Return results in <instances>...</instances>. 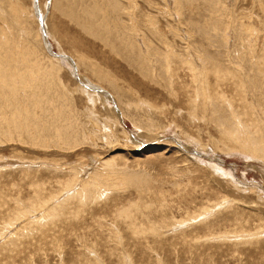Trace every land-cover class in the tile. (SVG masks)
<instances>
[{
  "label": "rangeland",
  "instance_id": "obj_1",
  "mask_svg": "<svg viewBox=\"0 0 264 264\" xmlns=\"http://www.w3.org/2000/svg\"><path fill=\"white\" fill-rule=\"evenodd\" d=\"M116 1L0 0V264H264V0H134L199 94L115 51Z\"/></svg>",
  "mask_w": 264,
  "mask_h": 264
},
{
  "label": "bare ground",
  "instance_id": "obj_2",
  "mask_svg": "<svg viewBox=\"0 0 264 264\" xmlns=\"http://www.w3.org/2000/svg\"><path fill=\"white\" fill-rule=\"evenodd\" d=\"M125 1L127 2L126 4L128 6H125V5L123 6V4H120L117 1L115 2V5L113 6L112 12H113V14H115L116 20L121 21L120 22L121 29H120L119 33L120 34L124 33L122 35V37L117 39L118 42L123 41L124 42V44L122 42L123 45H119L118 47H116L113 42L111 44L109 43L115 49V51H119L120 53H124V54L126 53L125 54L126 59L128 61L130 60L131 62L137 63L138 64L137 68L139 69L140 74H142L143 76L150 75V77H152V76L158 77V75H156V73L164 74L163 76H166V74L170 75V78H169L170 82L168 83V85L170 88H173V90H174V86L176 84H178V85L181 84L179 82V80H180L179 73L181 74V76H185L186 75L185 72L188 73V75H189V73H192L191 74L192 82L195 84V86L193 87V90H194V92H196V94H199L202 92L203 85H206L208 87V84H205V75H204V73H206L205 72L206 68H202V70L200 69V70H198V72H196V68L198 67V63L200 62V61H198L199 57H198L197 47L193 48V47L187 46L183 50V52L181 51L182 54H179L178 51L176 53V51L173 48H170L171 47L170 42L168 41V39L165 37L164 34H162L161 32H159L160 34L159 33L155 34L154 32H152V30L149 29L150 27H152V25H154V23L153 22L151 23L148 15H144V13H142V17H144V21H145L144 29L146 32L145 31L140 32L138 29V26L133 25V22H135L133 19V14H135V8L132 5L134 0H125ZM186 4H188V2H186ZM183 5H184V3H183ZM189 7H190V5H189ZM130 10H132V12ZM180 10H181V8H180ZM177 12L179 13V10H177ZM88 16H90V15L88 14ZM91 22H93V21H91ZM91 22H87V25H89ZM136 23L139 25V20ZM188 24L190 25L191 22L188 21ZM90 28L92 29L93 27H90ZM171 32L173 33L172 34L173 38H177L180 41H184L187 44V39L180 37L181 34H180L179 30L178 31L177 30H174V31L171 30ZM175 32H177V34ZM149 33H150L151 37L148 36ZM187 38H189V36ZM172 59H174V61L176 62L175 64H171L170 60H172ZM206 64L209 65L208 70H211L214 73V76L216 78H220L219 76H220V73H222V72L217 68L216 63L208 60L203 65H206ZM178 65H180V66H178ZM2 70H3V68H2ZM0 72H2V71H0ZM176 72H177V76L173 77ZM3 73H4V70H3ZM174 78L177 79V82H175ZM0 79H1V77H0ZM160 85L162 87L165 86L164 83H160ZM82 93H83V91H82ZM100 95L102 96V94H100ZM211 98H212V96L210 94L209 99H211ZM195 99H196V97H195ZM218 99H220L222 102L225 103L226 99L224 97H219ZM109 100L111 101L112 98L110 97ZM104 102L107 103L108 100H104ZM111 102H113V101H111ZM190 102H191V104H192V102L194 103L193 98H190ZM196 108H197V106L195 104H192V110H195ZM230 113L231 114H229L230 115L229 118L224 117V116H219L218 122H219L220 126L222 127L223 131L227 132L228 135L232 136L233 132H238V130L240 129V124L238 123V121H236V119L233 120V121H235V123L230 120L231 116H236L237 118H239V116L235 113V111H231ZM39 118H40V116L38 117V119ZM233 118H235V117H233ZM15 119H16L15 117H12L11 123L9 122L8 125L12 126L13 122L16 124L17 121L15 122L14 121ZM239 120H240V118H239ZM43 121H44V119H43ZM18 123H19V121H18ZM227 123L228 124L230 123V125H232L233 128H232V126L229 128H226ZM15 124H13V125H15ZM6 125H7V123H6ZM36 127H37V125H36ZM106 127H107V125H106ZM9 128H11V127H9ZM44 128H46V127H44ZM137 128L140 129L139 126H137ZM107 129H109V128H107ZM146 131H149V129L147 128ZM255 132L258 133L259 130L256 129ZM250 142H251V145L253 146L252 151H257V152L260 151V152H262V155L264 154V146L263 147L261 146L262 141L260 142L257 139H253ZM132 144L135 145V144H137V142H135V144L132 142Z\"/></svg>",
  "mask_w": 264,
  "mask_h": 264
}]
</instances>
